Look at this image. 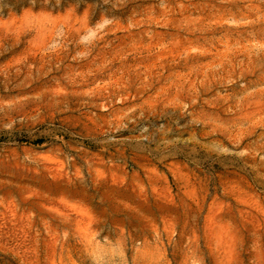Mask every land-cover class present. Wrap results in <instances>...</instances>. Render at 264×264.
I'll list each match as a JSON object with an SVG mask.
<instances>
[{
  "label": "rangeland",
  "instance_id": "1",
  "mask_svg": "<svg viewBox=\"0 0 264 264\" xmlns=\"http://www.w3.org/2000/svg\"><path fill=\"white\" fill-rule=\"evenodd\" d=\"M0 264H264V0H0Z\"/></svg>",
  "mask_w": 264,
  "mask_h": 264
}]
</instances>
